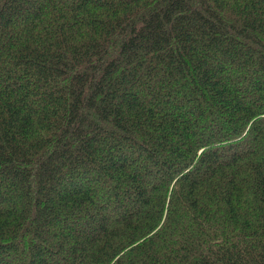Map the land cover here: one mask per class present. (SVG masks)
<instances>
[{"label": "trees", "instance_id": "trees-1", "mask_svg": "<svg viewBox=\"0 0 264 264\" xmlns=\"http://www.w3.org/2000/svg\"><path fill=\"white\" fill-rule=\"evenodd\" d=\"M0 264H264V0H0Z\"/></svg>", "mask_w": 264, "mask_h": 264}]
</instances>
